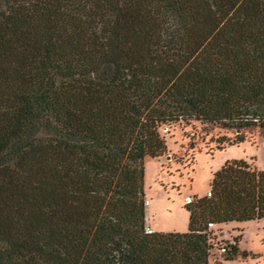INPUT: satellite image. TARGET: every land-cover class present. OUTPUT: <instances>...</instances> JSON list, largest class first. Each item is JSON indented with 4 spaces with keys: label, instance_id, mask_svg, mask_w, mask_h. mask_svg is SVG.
I'll return each mask as SVG.
<instances>
[{
    "label": "trees",
    "instance_id": "trees-1",
    "mask_svg": "<svg viewBox=\"0 0 264 264\" xmlns=\"http://www.w3.org/2000/svg\"><path fill=\"white\" fill-rule=\"evenodd\" d=\"M264 130V0H0V264H226L212 227L264 221L228 160L183 232L146 233L162 128Z\"/></svg>",
    "mask_w": 264,
    "mask_h": 264
},
{
    "label": "rangeland",
    "instance_id": "rangeland-1",
    "mask_svg": "<svg viewBox=\"0 0 264 264\" xmlns=\"http://www.w3.org/2000/svg\"><path fill=\"white\" fill-rule=\"evenodd\" d=\"M161 131L167 153L143 160L144 195L149 202L146 225L153 231H185L187 199L205 194L212 174L226 161L245 160L264 170V130H245V141L235 145L223 142L234 136L232 130L202 128L199 123L166 126ZM211 229L215 257L220 258L221 247L239 236L238 248L248 256L239 255L226 264H264V221L231 222Z\"/></svg>",
    "mask_w": 264,
    "mask_h": 264
},
{
    "label": "built area",
    "instance_id": "built-area-1",
    "mask_svg": "<svg viewBox=\"0 0 264 264\" xmlns=\"http://www.w3.org/2000/svg\"><path fill=\"white\" fill-rule=\"evenodd\" d=\"M205 194H206V196H210L211 192L209 190H207ZM189 201H190V199L188 198L186 202H189ZM148 203H149L148 200L144 201L145 206L148 205ZM144 231L146 233H151L153 230L149 226L146 225L144 228Z\"/></svg>",
    "mask_w": 264,
    "mask_h": 264
},
{
    "label": "crops",
    "instance_id": "crops-1",
    "mask_svg": "<svg viewBox=\"0 0 264 264\" xmlns=\"http://www.w3.org/2000/svg\"><path fill=\"white\" fill-rule=\"evenodd\" d=\"M229 224V223H228ZM225 225H227V224H224V225H221V226H225Z\"/></svg>",
    "mask_w": 264,
    "mask_h": 264
}]
</instances>
